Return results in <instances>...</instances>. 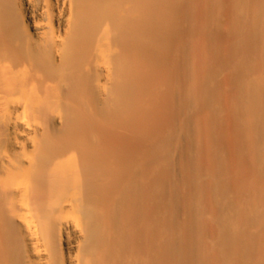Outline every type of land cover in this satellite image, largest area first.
I'll use <instances>...</instances> for the list:
<instances>
[{"label": "bare ground", "instance_id": "bare-ground-1", "mask_svg": "<svg viewBox=\"0 0 264 264\" xmlns=\"http://www.w3.org/2000/svg\"><path fill=\"white\" fill-rule=\"evenodd\" d=\"M0 264H264V0H0Z\"/></svg>", "mask_w": 264, "mask_h": 264}]
</instances>
